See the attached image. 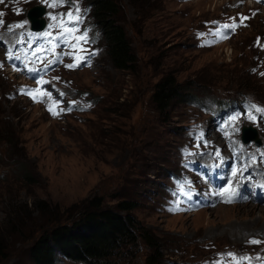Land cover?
I'll return each instance as SVG.
<instances>
[{"label":"rangeland","instance_id":"1","mask_svg":"<svg viewBox=\"0 0 264 264\" xmlns=\"http://www.w3.org/2000/svg\"><path fill=\"white\" fill-rule=\"evenodd\" d=\"M66 2L51 7L50 16L76 6ZM77 2L84 24H95L87 0ZM250 4L148 0L128 6L121 20L138 58L136 73L117 70L99 36L82 68L66 71L67 92L42 99L40 107L17 94L21 75L0 70V112L10 115L8 129L20 138L9 147L0 123V264H34V242L50 226L72 222L74 206L98 195L113 207L115 194L125 191L136 193L135 216L161 239L159 264H264V114L252 111V121L238 113L233 124L215 103L250 95L264 108V2ZM21 6L6 20L26 30V12L37 5ZM231 24L237 27H224ZM169 73L197 98L174 101L161 114L151 96ZM192 120L204 134L192 131ZM243 124L258 128L261 146L242 141ZM230 184L236 195L226 203L219 193ZM143 241L107 264H147L151 250ZM55 264L84 263L58 255Z\"/></svg>","mask_w":264,"mask_h":264},{"label":"trees","instance_id":"2","mask_svg":"<svg viewBox=\"0 0 264 264\" xmlns=\"http://www.w3.org/2000/svg\"><path fill=\"white\" fill-rule=\"evenodd\" d=\"M91 5L92 16L98 26L108 59L119 71H129L132 75L138 68V58L128 37L121 13H126L128 6H143L148 0H87ZM240 86V85H239ZM239 90L248 91V86ZM250 90V89H249ZM239 92V93H242ZM152 102L159 113L167 112L172 103H188L197 96L191 87L184 86L176 76L164 75L154 86ZM2 98L0 97V103ZM0 123L5 129L3 137L9 147L18 145L17 131L9 130L10 115L0 112ZM21 158L24 157L21 155ZM138 187V183H137ZM118 192L115 206L105 205L102 196H94L74 206V220L50 226L34 242L30 257L34 264H55L61 255L71 261L84 264H107L123 249L136 245L139 238L151 250L147 255V264H159L160 238L143 225L135 216L140 206L139 200ZM4 242L0 240V252L4 253Z\"/></svg>","mask_w":264,"mask_h":264},{"label":"snow or ice","instance_id":"3","mask_svg":"<svg viewBox=\"0 0 264 264\" xmlns=\"http://www.w3.org/2000/svg\"><path fill=\"white\" fill-rule=\"evenodd\" d=\"M4 0H0V3H3ZM69 3H73L76 6L67 11L66 13L62 14V16L59 18L58 22L56 24L50 25V28H58L60 31L56 34V36H53L51 32H43L41 33L42 36L44 37H50L48 40V44L52 45L53 49L58 46V43H64L68 44L69 47L73 50L72 52L68 53V55H73L77 57V62L73 64L67 65L69 68H74L77 67L79 62L83 60L85 57L79 56L78 53L83 52V44L88 42V34L87 31L81 32L79 25L83 22V14L81 12V9L79 7V4L77 0H68ZM63 4L64 0H56V2L52 3L49 5L50 7H57V5ZM19 11V9H17ZM3 12H0V26L4 25V21L2 19L3 17ZM52 19L54 21H57V17L53 16ZM244 19H247V17H242L241 18V23L243 22ZM16 28H22L24 27L23 24H17L15 26ZM12 27H9V31H12ZM225 28H230V29H235L237 27L236 24H231V25H225ZM226 38V37H225ZM54 41H58V43H54ZM40 51V49H38ZM53 61H49V63H52ZM264 75V73H262ZM39 84H44L45 81L41 80L38 82ZM30 96H32L33 100H37L39 97H43L45 95H49L48 93L42 92L40 88L34 89L30 92H28ZM62 95V94H61ZM253 109L255 110L256 113H261L264 114V108H259L256 107L255 105L252 106ZM49 111H52V108H49ZM54 115H57V112H53ZM261 118H264V115H262ZM240 119L239 116H233L231 117V121L233 124L238 122ZM247 119L255 121L257 119L256 115H254L251 111L248 112L247 114ZM234 132H239L240 128L239 127H234L233 128ZM219 155V153H217ZM237 174L236 171L233 172V175L235 176ZM236 192L235 189L231 186V184L225 188L223 191L219 193L220 196H226L227 198L225 200L226 203H231L233 202V197L235 196ZM250 243L258 244L261 243V241L258 240H252ZM229 256H233L234 254L229 253ZM249 257H241L240 260H249ZM236 264H240V261L237 260Z\"/></svg>","mask_w":264,"mask_h":264},{"label":"water","instance_id":"4","mask_svg":"<svg viewBox=\"0 0 264 264\" xmlns=\"http://www.w3.org/2000/svg\"><path fill=\"white\" fill-rule=\"evenodd\" d=\"M35 12V13H38V17L40 16V15H42L43 13H44V11H43V9H39V7L38 8H33L32 9V12ZM45 26V21H41L40 22V20L38 19V25H34V29H38V30H40V29H42L43 27ZM250 131H249V130ZM246 130H247V132H246ZM247 133V134H246ZM242 137H243V139L244 140H247L248 138L249 139H256L257 141L259 140V137H258V133H257V130L255 129V128H253L252 126H250V127H244L243 128V134H242ZM246 137V138H245ZM258 144H261V140H259L258 141Z\"/></svg>","mask_w":264,"mask_h":264},{"label":"bare ground","instance_id":"5","mask_svg":"<svg viewBox=\"0 0 264 264\" xmlns=\"http://www.w3.org/2000/svg\"><path fill=\"white\" fill-rule=\"evenodd\" d=\"M256 1L259 2V3L264 2V0H256ZM260 5H261V4H260ZM41 17H42V16L38 17L37 20L40 19ZM216 167H217V166H216ZM218 170H219V169H218ZM220 171H221V170H220ZM215 172H216V171H215ZM254 182H255V181H254ZM218 184H219V183H218ZM242 184L244 185V183H242ZM259 186H261V183L259 184ZM253 189H254V187H253ZM254 190H255V189H254ZM219 191H220V190H219ZM219 191H218V192H219ZM239 191H240V190H239ZM220 192H221V191H220ZM235 195H236V194H235ZM222 198H223V196H222ZM233 198H234V197H233ZM224 199H225V198H224ZM224 199H223V200H224ZM246 199H247V197H246ZM246 199L242 202L243 204H248V202H253V201L246 200ZM238 202H239V201H238ZM255 202H261V201H259V200H254V203H255ZM221 208H223V209H228V208H231V207H227V206H226V207H221ZM199 213H200V212H199ZM199 213H198V214H199Z\"/></svg>","mask_w":264,"mask_h":264}]
</instances>
